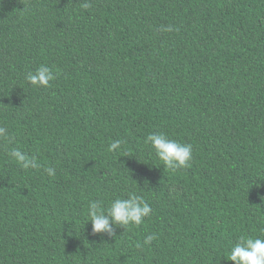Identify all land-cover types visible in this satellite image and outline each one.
I'll return each instance as SVG.
<instances>
[{"label": "trees", "instance_id": "trees-1", "mask_svg": "<svg viewBox=\"0 0 264 264\" xmlns=\"http://www.w3.org/2000/svg\"><path fill=\"white\" fill-rule=\"evenodd\" d=\"M0 126V264H232L264 238V0H0ZM154 133L191 166L166 170ZM132 193L151 216L94 236L90 202Z\"/></svg>", "mask_w": 264, "mask_h": 264}, {"label": "clouds", "instance_id": "clouds-1", "mask_svg": "<svg viewBox=\"0 0 264 264\" xmlns=\"http://www.w3.org/2000/svg\"><path fill=\"white\" fill-rule=\"evenodd\" d=\"M89 6L87 2L84 3V7ZM161 30L171 32L173 29L169 26ZM26 79L34 88H48L50 82L55 79V75L51 68L41 65L34 72L28 73ZM0 138H9L6 127L0 126ZM145 142L155 150L156 156L166 170L175 172L191 166L193 148L190 144L169 139L163 133L150 134ZM121 146L122 141L115 140L110 144L108 150L116 152L121 149ZM8 155L25 170L39 167L35 157H29L20 149H12ZM45 171L49 176L56 174L55 168L52 167L46 168ZM152 212V207L143 197L132 193L127 198L112 200L106 209L102 206V202L92 201L89 204L87 215L94 236L104 234L116 238L117 228L129 230L132 226H139L151 216ZM156 239V234H149L146 236L144 244L150 245ZM227 260L232 264H264V238L240 236L230 249Z\"/></svg>", "mask_w": 264, "mask_h": 264}]
</instances>
